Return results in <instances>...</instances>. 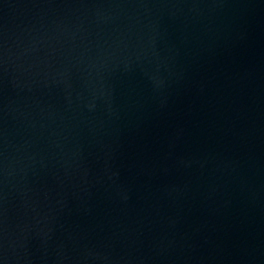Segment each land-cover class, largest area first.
I'll return each mask as SVG.
<instances>
[{
  "label": "water",
  "instance_id": "water-1",
  "mask_svg": "<svg viewBox=\"0 0 264 264\" xmlns=\"http://www.w3.org/2000/svg\"><path fill=\"white\" fill-rule=\"evenodd\" d=\"M0 264H264V0H0Z\"/></svg>",
  "mask_w": 264,
  "mask_h": 264
}]
</instances>
